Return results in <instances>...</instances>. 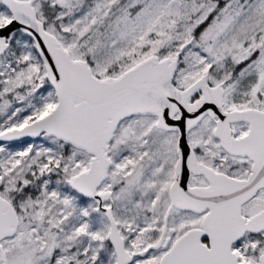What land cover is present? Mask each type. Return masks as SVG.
Returning <instances> with one entry per match:
<instances>
[{"label": "rangeland", "instance_id": "374dc122", "mask_svg": "<svg viewBox=\"0 0 264 264\" xmlns=\"http://www.w3.org/2000/svg\"><path fill=\"white\" fill-rule=\"evenodd\" d=\"M46 3L57 9L49 32L73 60L88 58L100 78L121 62L136 64L151 56L173 59L184 47L175 89L204 78L211 87L224 90L225 110L264 111V0L37 1L34 8L43 22ZM220 3L217 16L195 38V31ZM9 19L0 1V25ZM251 57L252 62L234 76ZM55 104L34 44L17 34L0 59V133L43 117ZM156 123L153 115L120 122L107 150L111 167L97 191L111 193L104 206H112L130 254L156 244L169 205L177 133L160 130ZM212 126L204 118L188 134L191 147L204 151L199 162L206 166L216 147ZM89 162L84 152L46 136L0 146V196L14 198V191H27L16 205V235L0 242V264L2 255L6 264H115L106 218L93 201L69 187ZM260 199L253 209L264 204V196ZM176 214L166 235L171 240L192 224L182 213L177 224ZM163 253L161 249L135 256L130 264H157Z\"/></svg>", "mask_w": 264, "mask_h": 264}, {"label": "water", "instance_id": "95a60500", "mask_svg": "<svg viewBox=\"0 0 264 264\" xmlns=\"http://www.w3.org/2000/svg\"><path fill=\"white\" fill-rule=\"evenodd\" d=\"M0 1L10 15L9 21L0 26V59L15 35L19 33L28 38L34 44L45 71V80L56 98L54 108L43 117L0 133V146L37 141L46 136L88 155V169L72 177L69 187L81 198L92 200L108 221V241L114 251L115 264H130L134 255L126 250L112 215V206H104L111 200V193L97 191L107 179L111 167L107 150L120 122L134 116L153 115L158 129L176 131L178 135V159L169 189L171 207L194 213L205 209L210 211L203 225L204 231L191 230L182 235L158 264H238L231 245L245 232L264 230V212L247 223L238 216L239 223H229V218H236L232 211L264 188V113L252 109L225 112L222 87H211L204 78H199L186 89H175L173 81L184 47L173 59L160 60L151 56L116 79H99L85 61L73 60L57 39L45 30L34 8L37 0ZM198 93V99L191 103ZM206 115L217 118L215 137L224 150L230 154L248 155L254 161L252 174L246 181L217 176L195 162L188 133ZM239 121L250 122L249 135L231 140L226 131L228 124ZM191 174L203 176L211 187L190 188ZM227 209H231L229 213ZM166 220L167 216L163 235ZM17 226L16 211L0 197V242L12 238ZM208 232L209 248L200 243ZM158 246H150L136 255L143 257Z\"/></svg>", "mask_w": 264, "mask_h": 264}, {"label": "flooded vegetation", "instance_id": "af4514ba", "mask_svg": "<svg viewBox=\"0 0 264 264\" xmlns=\"http://www.w3.org/2000/svg\"><path fill=\"white\" fill-rule=\"evenodd\" d=\"M199 96H200V93L194 95V97H196V99H198ZM223 110L225 112L241 111V110H237V109L227 111L224 109V90H223ZM243 110H245V109H243ZM246 110H248V109H246ZM252 110L261 111L258 109H252ZM261 112L264 113V111H261ZM204 118H208L209 121H211V124L213 125L212 126V136H213L214 140L216 141V147L211 148L212 150L210 151V154L208 155V162L210 164H209V166H206V165L199 162L200 161L199 159H200L202 153H204V151L200 152L198 149H193L191 147V145L189 144L191 147V150L194 154L195 162L201 167H205L207 169H210L217 176H222V177H225V178H228L230 180L237 181V182L246 181L250 177V175L252 174V168L254 166V161L251 160V158L248 155L243 156V155L230 154L226 150H224L221 147L219 140L215 137V130L217 127V124H216L217 118L209 116V115H206ZM198 125H199V123L195 127H197ZM163 131H165V130H163ZM226 131H227L228 137L231 140L236 141V140L244 139L249 135L250 122L239 121V122L229 123ZM222 134L224 135V130L222 131ZM177 137H178V135H177ZM188 143H189V139H188ZM176 147H177V144H176ZM176 151H177V149H176ZM177 159H178V153H177ZM174 171H175V168H174ZM173 180H174V177H173ZM173 180H172V183H173ZM172 183H171V185H172ZM171 185H170V187H171ZM188 185L190 188H203V189H205V188L211 187V185L207 183V181L204 179L203 176H201V175L195 176L194 174H191ZM170 187H169V189H170ZM169 189H168L169 205L166 208L165 213H164V217L162 219L161 233H160L159 239L156 242V244L151 245V246H157L159 244V246H158L159 248L151 250V251L154 252V251L162 249L164 251L162 256L170 249V247L173 245V243L178 238H180L182 235H184L188 231H191V230H202V231H204L203 225L207 221V217L210 213L209 209L202 210L200 213H194V212L182 210V209H179L176 207H171ZM262 196H264V188H261L259 191H257V193L252 198H250L247 202L243 203L237 210H233L232 212L235 214V217L238 216L239 218H242L245 223H247V221L250 220L251 218H253L254 216L264 212V204H260L259 207H257L256 209H253V205L256 204L258 200H261L260 198ZM88 201H92V200H88ZM230 210L231 209H227V213H229ZM173 212L177 213L176 214L177 216L175 217L177 219V224L180 221L179 220L180 218L178 217V213L189 215V219L192 220L191 226L189 228H187L186 230H184V232L179 234L176 240H171V238L166 236L168 233V229H169V220L171 219ZM112 215H113V211H112ZM166 216H167L166 231H165V234L163 235L162 230H163V226H164V219ZM238 217H236L234 219H230L228 217L229 223L231 225L239 223ZM16 233H17V230H16ZM209 237H210L209 232L203 236V238L200 241L202 246L209 248V245H210ZM108 245H109V250L111 249L113 252V255H114V251H113L110 243ZM151 251H149V252H151ZM231 251L236 256L238 264H264V230L260 231L258 233L245 232V234L243 235V237L240 240H238L237 242H235L231 245ZM131 255H134L133 258L135 256H138L136 254H131ZM133 258H132V260H133ZM114 259H115V256H114ZM2 261H5V263H6V258L4 255H2ZM115 263H116V261H115Z\"/></svg>", "mask_w": 264, "mask_h": 264}, {"label": "trees", "instance_id": "16d2710c", "mask_svg": "<svg viewBox=\"0 0 264 264\" xmlns=\"http://www.w3.org/2000/svg\"><path fill=\"white\" fill-rule=\"evenodd\" d=\"M37 1H45V2H48L49 0H37ZM36 1V2H37ZM35 2V3H36ZM47 4V8H46V10H47V12H46V15H45V19H46V21H42L41 19H40V17L38 16V14H37V11H36V15H37V18L43 23V26H44V28H45V30L46 31H48L49 32V21H53V19H54V16H56V14H57V9H56V7H50L49 6V4L48 3H46ZM43 7H46L45 6V4H44V6ZM42 7V8H43ZM220 8H221V3L218 5V7L216 8V10L206 19V21H204L203 22V24L195 31V33H194V37L196 38L207 26H209V24L211 23V21L213 20V18H215L216 16H217V14H218V12H219V10H220ZM36 9V8H35ZM1 25H3V24H1ZM0 25V26H1ZM95 26H98L97 24H95ZM50 33V32H49ZM19 34V33H18ZM51 34V33H50ZM51 35H53V34H51ZM17 35H15L14 36V38L16 37ZM56 39H57V41L59 42V38L57 37V36H55V34L53 35ZM14 38H13V40H12V42H11V44H10V47L12 46V44H13V42H14ZM60 43V42H59ZM10 47H9V49H10ZM8 51V50H7ZM147 58V57H146ZM145 58V59H146ZM82 61H85L88 65H89V67H90V62H89V59L88 58H86V57H84V58H82L81 59ZM122 60V58H120L119 59V61H121ZM144 60V59H143ZM252 60H253V57H251V58H248L246 61H245V63H243L242 65H240L237 69H236V71H234V73H233V75L235 76L238 72H239V70H242L245 66H248L251 62H252ZM142 60H140V61H138V63L139 62H141ZM138 63H136V64H138ZM135 63L134 64H130V63H128V61H125V62H121V63H119V65H117V66H115L113 69H108V71L106 72V74L104 75V77L103 78H100L99 76H96L94 73H93V71H92V73L97 77V78H99V79H116V78H118L120 75H122L125 71H127L128 69H130V68H132L133 66H135L136 65ZM91 68V67H90ZM92 70V69H91ZM196 100V97H194V98H192L191 99V103L192 102H194ZM24 190H27V188H25ZM26 192L27 191H24V192H22L21 194L20 193H18V192H16V191H14V196H12V193H9L12 197H14V198H11V197H9V196H6V195H3L2 194V196H0V197H2L3 199H5V200H7L11 205H12V207L14 208V210L16 211V213H17V207H16V205H17V202L18 201H21V200H24L26 197H27V194H26Z\"/></svg>", "mask_w": 264, "mask_h": 264}]
</instances>
